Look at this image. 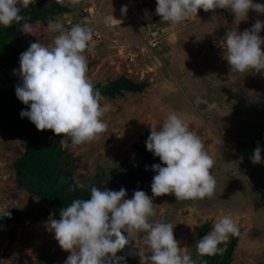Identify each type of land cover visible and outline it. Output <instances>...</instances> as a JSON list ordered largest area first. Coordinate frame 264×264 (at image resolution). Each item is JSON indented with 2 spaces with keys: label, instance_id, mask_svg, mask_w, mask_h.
<instances>
[{
  "label": "rangeland",
  "instance_id": "rangeland-1",
  "mask_svg": "<svg viewBox=\"0 0 264 264\" xmlns=\"http://www.w3.org/2000/svg\"><path fill=\"white\" fill-rule=\"evenodd\" d=\"M254 2L264 4V0ZM60 4L68 11L55 20L66 29L76 24L92 29L91 51L84 55L91 64L86 75L93 86L120 75L149 83L142 93L102 98L109 111L102 118L105 130L97 139L79 145L67 138L62 141L73 156L76 181L89 187L91 177L109 174L119 164L139 163L138 146L145 130H158L175 113L200 137L213 160V195L176 200L173 194L153 196L151 187L117 185L109 178L100 181V189L123 187L126 198L136 190L144 191L152 198L156 213L150 221L171 223L182 252L192 259L201 257L195 246L199 240L196 228L206 222L213 226L229 216L241 230L231 264H264V163L253 164L250 150L238 151L240 142L264 132V70L231 71L219 47L227 31L250 29L257 20L264 21V14L250 10L246 19L235 18L227 9H200L191 20L171 24L155 14L156 0H79L76 4L62 0ZM122 6H127L126 13H121ZM47 22L30 24L32 34L20 31L24 51L37 41L52 45L58 33L49 31ZM157 33L164 38L159 53L148 48ZM259 35L264 38V29ZM3 73L17 76L21 83L19 64L3 67ZM23 152L19 140L0 130V264H47L41 255L56 251L55 264H64L70 253L47 230L49 219L39 217L48 207L15 178L11 165ZM261 157L264 160V153ZM14 208L24 211L11 215H29L10 226L1 217ZM144 235L138 233L129 242L137 252V247L147 251ZM135 257L134 264H139Z\"/></svg>",
  "mask_w": 264,
  "mask_h": 264
},
{
  "label": "clouds",
  "instance_id": "clouds-1",
  "mask_svg": "<svg viewBox=\"0 0 264 264\" xmlns=\"http://www.w3.org/2000/svg\"><path fill=\"white\" fill-rule=\"evenodd\" d=\"M66 2L76 4L79 0ZM35 3L36 0H0V26L19 24L21 9ZM200 9L206 12L227 9L235 18L246 19L250 10L264 14V4L254 0H156L155 14L163 22L180 24L197 16ZM126 12L127 6H122L121 13ZM46 27L58 33L52 45L40 41L31 43L19 57L21 83L15 87V94L27 105L20 116L27 118L37 130L62 134L61 141L67 138L73 145L97 139L105 130L102 118L109 108L101 103L100 91L94 89L86 75L84 53L91 51L92 29L80 24L66 29L59 20H49ZM20 28L24 33L32 34L29 23H23ZM262 29L264 21L257 20L250 29L242 32L227 31L219 41L231 71L264 70V50L261 48L264 38L259 35ZM155 36L158 44L151 46L148 41L150 46H147L159 53L164 38L158 33ZM145 146L164 165L151 166L156 173L150 185L153 196L173 194L176 200H189L213 195L216 184L212 174L213 160L200 137L190 131L177 114L170 113L158 130L151 129ZM261 151L259 146L254 149L253 164L264 163ZM126 197L123 187L101 190L93 186L90 198L72 200L60 210L58 219L45 222L61 249L70 253L64 264H126L124 257L117 254L138 233L145 234L143 244L147 249L137 247L139 264H195L182 252L171 223L150 221L156 214L152 198L142 190L134 191L131 198ZM15 211H24V208L12 209L9 216ZM238 235L237 225L229 216H223L196 242L197 253L201 256L220 253L223 248L219 245L229 236Z\"/></svg>",
  "mask_w": 264,
  "mask_h": 264
},
{
  "label": "trees",
  "instance_id": "trees-1",
  "mask_svg": "<svg viewBox=\"0 0 264 264\" xmlns=\"http://www.w3.org/2000/svg\"><path fill=\"white\" fill-rule=\"evenodd\" d=\"M67 11L68 8L57 3L56 0L51 3L37 0L35 4L21 9L22 20L19 24L14 23L10 27L0 26V70L5 66L19 64L20 54L24 52L19 34L23 23L55 20V16ZM90 65L87 63V68ZM18 85L17 76L12 77L7 73L0 75V129L19 140L24 147L23 154L12 163V168L22 187L49 208L39 217L58 219L62 208L68 206L74 199L90 198L91 187L101 188L99 183L105 178L111 179L117 185L138 183L142 189L149 188L152 177L156 174L151 170V166L153 164L164 166L158 157L146 150L145 141L151 131L148 128L138 146L141 158L139 163H130L128 166L116 165L113 169H107L112 170L109 174H101L98 178L91 177V186H81L74 177L73 156L62 146L61 135H55L51 130H37L27 118H21L20 112L22 109L26 110L27 105L18 100L15 94V87ZM148 85L146 81L136 82L130 77L120 75L106 83L97 82L94 89L100 91L102 98L115 99L124 96L125 92L142 93ZM248 139L239 143L238 151L250 150L249 152L253 153L259 146L262 150L261 154L264 153V132L253 134ZM28 215L26 212L11 216L4 215L1 220L14 226L21 218ZM211 229L209 222L198 226L197 238L200 239ZM240 232L239 229V234ZM14 233L15 229L12 234ZM238 236H229L226 242L220 244L219 247L223 248L220 253L193 258L195 264H231ZM136 252L137 250L129 243L117 255L123 256L126 264H134ZM58 254L59 251L42 254L41 258L47 264H55Z\"/></svg>",
  "mask_w": 264,
  "mask_h": 264
},
{
  "label": "built area",
  "instance_id": "built-area-1",
  "mask_svg": "<svg viewBox=\"0 0 264 264\" xmlns=\"http://www.w3.org/2000/svg\"><path fill=\"white\" fill-rule=\"evenodd\" d=\"M157 38V37H156ZM156 38H154V40L152 39L151 41H150V44H151V46H156L157 44H158V38L156 39Z\"/></svg>",
  "mask_w": 264,
  "mask_h": 264
}]
</instances>
